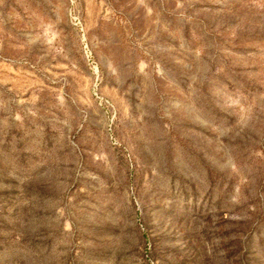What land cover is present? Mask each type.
Masks as SVG:
<instances>
[{
    "label": "rangeland",
    "instance_id": "rangeland-1",
    "mask_svg": "<svg viewBox=\"0 0 264 264\" xmlns=\"http://www.w3.org/2000/svg\"><path fill=\"white\" fill-rule=\"evenodd\" d=\"M0 264H264V0H0Z\"/></svg>",
    "mask_w": 264,
    "mask_h": 264
}]
</instances>
